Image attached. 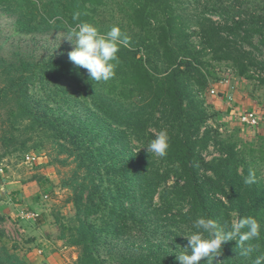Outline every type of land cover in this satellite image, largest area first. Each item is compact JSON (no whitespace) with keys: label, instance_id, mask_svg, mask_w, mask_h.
<instances>
[{"label":"rangeland","instance_id":"rangeland-1","mask_svg":"<svg viewBox=\"0 0 264 264\" xmlns=\"http://www.w3.org/2000/svg\"><path fill=\"white\" fill-rule=\"evenodd\" d=\"M30 1L0 2V250L7 248L13 252L16 248L18 256L28 264H175L180 251L177 246L187 244L182 234L193 230L192 222L201 214L186 188L189 179H185V174L192 172L186 167L185 171L182 162L168 161L167 155L149 154L145 147L161 130L167 131L169 140L180 138L182 122L195 113L192 102L186 99L179 110L169 104L154 109L150 93L136 91L130 99L120 96L115 100L106 94V89L98 95L113 98L114 102L104 119L98 111L99 100L84 98L75 86L36 83L34 87L30 85V95L27 94L24 104L33 110H25L13 98L10 88L16 78L12 64L25 63L24 74L29 76L36 73L31 62L68 57L74 48L65 28L55 27L56 18H49L44 11L47 1ZM123 1L99 13L96 22L100 33L119 27L128 39L154 45V32L151 30L150 38L146 39L147 32L134 27L117 7ZM32 9L35 16L25 20L35 23L49 20L43 25L47 30L42 26L41 31H27L21 22V11ZM180 9L185 10L187 19L197 23L191 41L199 61H189L200 73L192 71L185 82L197 104L199 118H205L200 135H206L209 141L203 140L196 150L211 164L227 159L231 162L222 164L219 174L202 170L201 182L212 180L219 184L215 190L210 189L209 198L224 204L218 221L221 226L244 216H253L261 224V239L250 242L256 251L247 257L238 256L236 241H228L218 259L221 264H253L256 256L264 254V204L252 208L256 195L264 196V35L252 33L251 22L264 24V0H187ZM213 9L229 17H219L212 13ZM229 18L243 23L237 30L238 36L227 35L225 28L233 24ZM199 19L203 20L198 22ZM212 23L216 39L236 42L229 44L230 59L219 60L223 51L204 45L200 33L211 32ZM134 50H139V57L150 58L153 66L165 71L162 60L152 49L143 50L140 46ZM96 113L99 116L93 115ZM251 113L260 118L257 126L242 121ZM149 134L154 137L148 140ZM128 135L132 137L126 138ZM206 142L208 146L202 150ZM131 151L137 160L157 162L160 173H168L167 181L160 185L154 202L147 205L138 223H130V229L119 231L113 226L110 231L100 218L111 220L113 205L87 222L83 213L78 217V211L85 210L92 201L88 182L95 173L88 167L97 162L103 166L124 165ZM234 169L243 178L249 170L256 173V182L245 184L255 193L245 201L247 206L251 204L250 214H246L247 209L242 213L237 207L239 201L234 198L237 194L229 182L236 178ZM114 183L124 182L106 179L103 190L116 191ZM222 186L226 194L221 192ZM119 195L110 192L106 199H101L110 204L116 202L120 211ZM217 208L211 205L213 212ZM131 209L136 214L144 211L138 203ZM83 222L88 224L86 230Z\"/></svg>","mask_w":264,"mask_h":264},{"label":"trees","instance_id":"trees-1","mask_svg":"<svg viewBox=\"0 0 264 264\" xmlns=\"http://www.w3.org/2000/svg\"><path fill=\"white\" fill-rule=\"evenodd\" d=\"M10 0H0V2L9 3ZM47 2L43 5L44 11L49 15V18L54 19L56 22L55 27H64V24L58 17H63L69 24L75 26L76 23L88 22L94 26H98L96 22L99 13L105 9L108 10L121 0H46ZM187 0H124L118 4L117 7L120 11L129 19L130 23L138 28L142 32H147L145 38H150V31L154 32L155 44L148 42L145 43L142 40L140 42H134V39H128L126 45H121L118 57L120 63L115 69V76L107 82H95L91 81L88 77L87 70L77 68L70 62L68 57L50 58L45 61L31 62L32 66L36 69V73L31 72L29 76L24 74L26 65L23 62H15L12 64V70L16 75L14 77L10 88L13 92V98L21 104L25 110H33L30 107L25 106L30 95V85L45 84L57 85L61 87L64 83L69 86H75L78 91L86 99L99 100V114L104 119L108 113L109 108L113 104V98L110 97L104 99L100 92L107 89V95L114 97L116 100L120 96L130 99L135 95V92H141L147 95L152 94L153 107H157L168 104L170 107L175 106L178 110L181 109L180 105L186 99H189L195 110V113L191 117H185V121L182 122L180 138H171L169 140V148L167 153V160L170 162H182V167L186 171L192 173L185 174V179L188 180L186 188L189 195L193 199L194 206L200 210V215H205L210 218H214L220 221L222 217L223 203H216L210 201L209 193L210 189H216L219 184L216 182L203 181L199 173L202 170L212 171L214 174H219L221 169L219 167L222 164L231 165L230 160H224L219 164H211L202 158L201 152H197V145L203 142V140L209 141L206 135L201 136V127L205 122V118H199L200 115L197 113V104L192 98V93L188 90V83L185 82V78L189 77L192 71L200 73L197 68H194L192 63L189 61H199L197 53L194 51L192 45V35L194 33L193 28L195 24L187 19V13H183L185 10H181L180 6L185 5ZM30 3V0H27ZM193 2L189 5V7ZM20 8V7H19ZM17 8V10H19ZM188 9V8H187ZM22 19L21 22L27 27L28 32L41 31L42 26L48 24L49 20L43 19L42 21L35 23L33 20H25L27 17L35 16V9L29 10V12L21 11ZM79 12V20H73V14ZM24 13V14H23ZM213 14L219 17H229L223 14L222 11L213 9ZM203 19H199L198 22ZM230 22H233L231 26L225 28L228 36H238L237 30L243 26L239 19L229 18ZM229 22V23H230ZM211 32L202 30L200 36L204 39V45L212 47L213 49L222 50V54H219V60L230 59L232 52H228L229 44L236 43L232 42L227 38L224 42L221 39H216L212 33L215 34L214 23L211 24ZM47 27V26H46ZM43 26L44 31L47 28ZM252 33H259L264 35V24L262 26L256 25L255 22H251ZM251 31V30H250ZM139 35L136 36V38ZM247 40V38H243ZM142 46L143 50L152 49L153 53L159 55V60H162L165 71H161L158 67L153 66L150 58L144 56L139 57V47ZM134 48V49H133ZM159 76H154L153 72ZM264 84V81H263ZM65 93L67 90L60 88ZM99 116L97 113L93 114ZM101 119V118H100ZM110 119V118H109ZM108 120V119H107ZM111 121V119L109 120ZM132 121L131 118L128 120ZM109 123V122H108ZM121 124L128 125L127 122L120 120ZM109 124L112 125V122ZM72 134V132H71ZM73 135V134H72ZM144 134L143 136H145ZM74 137H77L76 135ZM132 137L131 135L126 138ZM153 134H149V139L153 138ZM208 146V142L202 145L201 149L204 150ZM176 155L178 156L176 158ZM173 158L175 160H173ZM192 163H190L188 161ZM190 165V166H189ZM159 163L151 162L145 159L137 160L136 154L131 151L128 156L127 162L121 166L108 165L103 166L101 162H97L92 167L89 166V170H94L95 176L88 182L90 195L92 198L90 204L85 210L78 211L80 217L83 213L84 219H88L94 215H99L109 206L113 217L111 220H106L105 217H101L105 223L108 224V228L111 231L113 226L119 230L130 229L129 224L135 225L138 223L140 215L145 214L147 205L152 204L158 192V189L162 183L167 181L168 173H160ZM230 169V168H229ZM233 180H230V184L235 188L237 194L235 198L239 201L238 209L242 210V213L246 211V214L251 213V209H258L264 204V196L252 200V208L247 206L246 199L250 198L251 193L255 195L251 187H246L244 178L237 173L234 169ZM108 180L120 179L122 184H116L115 188H106L103 190V185ZM212 179V178H211ZM139 186V187H138ZM133 187H135L133 189ZM221 192L226 194L223 190V186L220 187ZM83 192V190H82ZM110 192H117L119 200L117 205H120V211L116 209V202L110 204L107 201H102L101 198H105ZM140 194V195H139ZM103 195V196H102ZM252 195V196H253ZM102 196V197H101ZM106 199V198H105ZM231 201V199H230ZM138 203L144 211L138 214L132 212V205ZM247 204V205H246ZM211 205L217 208L215 212L212 211ZM200 207V208H199ZM119 213L118 220H115L116 214ZM112 216V215H111ZM226 218V217H225ZM224 218V219H225ZM114 220V221H113ZM86 222L82 223L83 228L86 230L88 225ZM87 232V231H86ZM85 236V235H84ZM13 250V248H12ZM0 264H28V262L18 256L16 248L13 252L7 248L0 250ZM90 264V262H89Z\"/></svg>","mask_w":264,"mask_h":264},{"label":"clouds","instance_id":"clouds-1","mask_svg":"<svg viewBox=\"0 0 264 264\" xmlns=\"http://www.w3.org/2000/svg\"><path fill=\"white\" fill-rule=\"evenodd\" d=\"M79 16L80 13L76 12L72 19L79 20ZM58 19L64 24L67 38L74 44L73 50L68 52L70 62L77 68L86 69L91 81L107 82L112 79L120 63V46L128 43L121 29L112 27L102 34L91 23L81 22L72 26L63 17ZM145 148L151 155L165 157L169 148L167 131L161 130ZM255 182L256 173L249 170L244 183L252 185ZM192 229L182 234L187 244L177 246L180 251L175 264H201L202 260L205 264H221L218 257L222 255L223 244L228 241H236L238 256L247 257L256 251V246L250 242L261 239V224L253 216L236 217L221 226L216 219L200 215L192 222ZM253 264H264V254L256 256Z\"/></svg>","mask_w":264,"mask_h":264},{"label":"built area","instance_id":"built-area-1","mask_svg":"<svg viewBox=\"0 0 264 264\" xmlns=\"http://www.w3.org/2000/svg\"><path fill=\"white\" fill-rule=\"evenodd\" d=\"M214 93V91H213ZM259 117L255 114V113H251V114H248L246 117L244 116L242 118V121L245 123V124H248L250 126H257L259 124Z\"/></svg>","mask_w":264,"mask_h":264}]
</instances>
